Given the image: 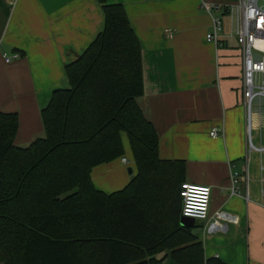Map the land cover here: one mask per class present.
<instances>
[{
    "label": "crops",
    "instance_id": "1",
    "mask_svg": "<svg viewBox=\"0 0 264 264\" xmlns=\"http://www.w3.org/2000/svg\"><path fill=\"white\" fill-rule=\"evenodd\" d=\"M107 3L124 7L139 40L143 95L137 103L158 134L159 158L184 161V182L210 188V220L220 211L237 218L225 232L209 233L210 221L194 222L205 258L264 264V103L258 118L252 111L247 133L236 12L221 14L213 43L206 40L213 29L202 0ZM103 22L97 0H0V112L18 116L15 146L44 137L41 111L54 90L67 87L64 66L90 45ZM14 54L18 58L4 61L3 55ZM125 139L127 164L118 158L91 170L94 187L106 194L123 189L136 173ZM155 258L176 264L169 250Z\"/></svg>",
    "mask_w": 264,
    "mask_h": 264
},
{
    "label": "trees",
    "instance_id": "2",
    "mask_svg": "<svg viewBox=\"0 0 264 264\" xmlns=\"http://www.w3.org/2000/svg\"><path fill=\"white\" fill-rule=\"evenodd\" d=\"M103 28L64 66L67 87L41 111L44 137L13 144L16 113L0 112V264H225L205 258L180 225L185 162L162 160L159 137L137 103L141 48L120 4L97 0ZM135 175L106 194L91 170L123 158Z\"/></svg>",
    "mask_w": 264,
    "mask_h": 264
},
{
    "label": "built area",
    "instance_id": "3",
    "mask_svg": "<svg viewBox=\"0 0 264 264\" xmlns=\"http://www.w3.org/2000/svg\"><path fill=\"white\" fill-rule=\"evenodd\" d=\"M231 5L225 3L208 4L202 0V8L210 15L212 22V33L206 35L207 42H217V32L222 25L221 14L224 12H236L238 16V28L236 31L237 44L240 49L243 62V86L242 98L246 113V129L250 130L253 102L259 101V110L264 103V83L258 85V77L264 76V0H227ZM165 36L171 37L169 30ZM255 55L259 59H255ZM4 61L10 63L18 58L17 54L12 56L3 55ZM212 138L217 137V131L210 132ZM121 162L127 164L125 158ZM238 177L233 175L231 182L234 185ZM211 190L208 186L183 182L180 186L181 217L190 218L194 222H208L209 233L225 232L228 224L237 222L234 215L226 212H216L211 220L208 216Z\"/></svg>",
    "mask_w": 264,
    "mask_h": 264
},
{
    "label": "water",
    "instance_id": "4",
    "mask_svg": "<svg viewBox=\"0 0 264 264\" xmlns=\"http://www.w3.org/2000/svg\"><path fill=\"white\" fill-rule=\"evenodd\" d=\"M255 59H259V57L255 55ZM128 172L131 173V170H129ZM180 225L184 227H192L194 225V221L190 218L181 217Z\"/></svg>",
    "mask_w": 264,
    "mask_h": 264
},
{
    "label": "rangeland",
    "instance_id": "5",
    "mask_svg": "<svg viewBox=\"0 0 264 264\" xmlns=\"http://www.w3.org/2000/svg\"><path fill=\"white\" fill-rule=\"evenodd\" d=\"M216 2H214L213 4H217V3H224V0H215ZM259 101H257V100H255L254 102H253V115L255 116V117H257L258 118V109H259ZM253 134V133H252ZM123 139H125V137H124V135H123V137H122ZM126 140V139H125ZM198 230L200 229V228H197ZM201 230V229H200Z\"/></svg>",
    "mask_w": 264,
    "mask_h": 264
}]
</instances>
